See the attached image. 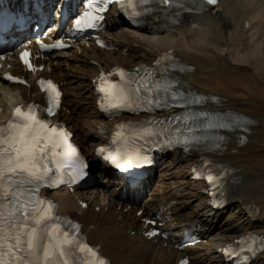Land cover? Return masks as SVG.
<instances>
[{
    "label": "bare ground",
    "instance_id": "obj_1",
    "mask_svg": "<svg viewBox=\"0 0 264 264\" xmlns=\"http://www.w3.org/2000/svg\"><path fill=\"white\" fill-rule=\"evenodd\" d=\"M182 12L176 25L165 24L162 13L156 12L137 29L119 27L117 13H110L103 38L112 49H104L92 38L77 41L69 52L41 58L45 68L27 73L29 86L2 80L4 72L23 70L16 54H9L0 68V125L13 105L43 100L36 86L38 77H52L61 84L64 108L57 118L96 162L97 178L92 191H55L50 196L57 200L60 214L73 215L83 223L88 240L114 264H178L186 256L190 264H227L223 251L227 245L246 234H264V0H220L217 10L187 4ZM167 51L185 70L177 71L175 78L182 90L201 98L231 127L211 154L234 171L221 211L212 208L205 183L193 178L201 162L199 152L187 155L177 150L162 157L165 162L159 172L142 181L143 192L152 185L153 190L134 205L121 200L109 204L101 194L119 193L122 181L110 177L108 166L95 156L96 147L106 138L101 130L105 126L109 134L117 122L106 120L98 110L97 78L115 66L151 63ZM83 201L88 202L85 209ZM149 218L163 223L160 228L168 235L145 236ZM188 229H195L201 242L181 248L179 241ZM82 264L91 263L85 257ZM253 264H264V253Z\"/></svg>",
    "mask_w": 264,
    "mask_h": 264
},
{
    "label": "snow or ice",
    "instance_id": "obj_2",
    "mask_svg": "<svg viewBox=\"0 0 264 264\" xmlns=\"http://www.w3.org/2000/svg\"><path fill=\"white\" fill-rule=\"evenodd\" d=\"M163 2L167 4L170 0ZM208 2L215 3L216 0ZM102 18L92 17V20ZM79 23L78 20V26ZM29 55L27 52L23 53L25 62L30 64ZM119 75L123 81L125 73L122 69L119 70ZM7 78L15 79L11 76ZM47 83L48 88L45 91L51 93V107L47 111L51 114L53 108L58 107L60 93L53 82ZM112 87L116 89L110 92L116 101L113 107L153 103L149 97L139 95V87L126 88L115 84ZM145 88L148 92L163 89L162 96L170 94L174 99L177 98V93L172 92L171 85L157 82L155 88L147 85ZM101 91L107 92L108 89L102 87ZM35 109L34 105L16 107L14 119L6 126L0 127V264H60L61 261L62 264H69L66 257L73 247L78 248L81 253L90 251L86 245H79L68 231L62 230L61 224L54 222L58 218L53 215V204L38 196L36 186L50 178L48 157L55 155V149L63 146L66 134L62 128L49 127V122L40 119L39 111ZM137 135L146 138L155 136L156 133L146 128ZM183 143H190L187 136L184 137ZM76 151L71 148L63 154L74 155ZM103 151L101 149V152ZM106 158L113 162L117 159L116 156ZM86 168L87 165L82 161L77 164L74 167L73 179L86 176ZM207 179L214 182L215 177L209 175ZM261 242L264 243V238Z\"/></svg>",
    "mask_w": 264,
    "mask_h": 264
},
{
    "label": "rangeland",
    "instance_id": "obj_3",
    "mask_svg": "<svg viewBox=\"0 0 264 264\" xmlns=\"http://www.w3.org/2000/svg\"><path fill=\"white\" fill-rule=\"evenodd\" d=\"M125 55H128V52L125 50L124 52H123ZM86 136L84 135L83 137H82V140H83V138H85ZM152 190V189H151ZM133 233V232H132Z\"/></svg>",
    "mask_w": 264,
    "mask_h": 264
}]
</instances>
